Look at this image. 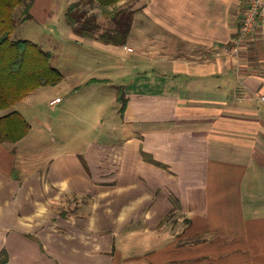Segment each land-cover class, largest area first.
<instances>
[{
    "label": "crops",
    "instance_id": "obj_1",
    "mask_svg": "<svg viewBox=\"0 0 264 264\" xmlns=\"http://www.w3.org/2000/svg\"><path fill=\"white\" fill-rule=\"evenodd\" d=\"M125 3V45L73 37L159 69L124 83L83 155L39 163L18 146L33 128L0 142V264H264V23L233 52L249 0Z\"/></svg>",
    "mask_w": 264,
    "mask_h": 264
},
{
    "label": "rangeland",
    "instance_id": "obj_2",
    "mask_svg": "<svg viewBox=\"0 0 264 264\" xmlns=\"http://www.w3.org/2000/svg\"><path fill=\"white\" fill-rule=\"evenodd\" d=\"M76 1L79 0H53L51 8L42 7L37 15L21 22L13 33L14 39L32 40L51 52L53 65L64 75L59 84L39 88L13 108L21 111L33 128L26 141L18 145L19 148L26 154L36 152L38 162L43 165L62 153L83 155L95 139H109L111 135L106 127L121 107L118 99L124 83L141 73L142 69H159L142 65L132 57L128 62L121 56L115 59L108 50L94 49L87 45L88 41L73 37V28L66 14ZM94 11L102 27H107L102 11L98 8ZM122 48L126 52V46ZM106 59L116 65L109 72H105L103 65ZM107 75L111 81L97 85L100 86L98 90L78 89L92 77L99 79ZM82 93L89 95L88 103L82 102ZM58 96L64 98V102L51 105V100ZM9 111L0 110V116Z\"/></svg>",
    "mask_w": 264,
    "mask_h": 264
},
{
    "label": "trees",
    "instance_id": "obj_3",
    "mask_svg": "<svg viewBox=\"0 0 264 264\" xmlns=\"http://www.w3.org/2000/svg\"><path fill=\"white\" fill-rule=\"evenodd\" d=\"M124 0H79L66 14L73 32L82 38L106 44L125 45L128 41L136 9ZM35 0H0V142L17 143L30 132L32 125L19 110L13 109L34 91L59 84L63 73L53 65L51 52L29 39H14L21 22L32 17ZM102 11L107 27L100 24L97 12ZM242 24V22H241ZM241 26V25H240ZM240 29V28H239ZM239 31L237 33V36ZM93 81H103L93 78ZM121 112L127 104L124 88L119 94Z\"/></svg>",
    "mask_w": 264,
    "mask_h": 264
},
{
    "label": "built area",
    "instance_id": "obj_4",
    "mask_svg": "<svg viewBox=\"0 0 264 264\" xmlns=\"http://www.w3.org/2000/svg\"><path fill=\"white\" fill-rule=\"evenodd\" d=\"M249 1V7L242 20V24L239 29V34L236 37L234 45L232 47L233 52H238L242 44L256 30L257 26L260 23H264V0ZM59 101H61L60 97L52 101V104L54 105Z\"/></svg>",
    "mask_w": 264,
    "mask_h": 264
}]
</instances>
